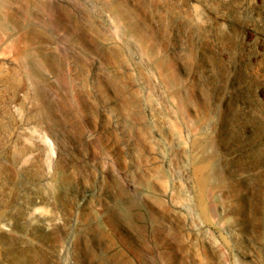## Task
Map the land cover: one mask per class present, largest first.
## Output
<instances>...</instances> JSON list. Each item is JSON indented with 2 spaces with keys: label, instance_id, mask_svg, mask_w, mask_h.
<instances>
[{
  "label": "rangeland",
  "instance_id": "1",
  "mask_svg": "<svg viewBox=\"0 0 264 264\" xmlns=\"http://www.w3.org/2000/svg\"><path fill=\"white\" fill-rule=\"evenodd\" d=\"M0 264H264V0H0Z\"/></svg>",
  "mask_w": 264,
  "mask_h": 264
}]
</instances>
